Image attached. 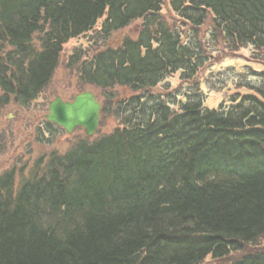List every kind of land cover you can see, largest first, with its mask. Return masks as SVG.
Returning a JSON list of instances; mask_svg holds the SVG:
<instances>
[{
    "label": "trees",
    "instance_id": "trees-1",
    "mask_svg": "<svg viewBox=\"0 0 264 264\" xmlns=\"http://www.w3.org/2000/svg\"><path fill=\"white\" fill-rule=\"evenodd\" d=\"M169 4L194 26L210 15L228 46L250 44L264 52V0ZM161 5L0 0L1 105L34 100L63 44L98 18L105 16L103 37L132 20L145 21L136 39L125 37L88 60L71 55L69 65L78 64L84 84L140 92L117 107L119 127L38 159L17 191L14 169L3 172L0 264H201L207 255L218 264H264V248L252 245L264 238V72L249 69L261 83L217 109L204 106L190 86L181 94L150 92L170 73L194 77L204 63L199 44L181 42L159 20ZM54 126L46 122L51 135ZM251 245L257 250L227 260Z\"/></svg>",
    "mask_w": 264,
    "mask_h": 264
},
{
    "label": "rangeland",
    "instance_id": "rangeland-1",
    "mask_svg": "<svg viewBox=\"0 0 264 264\" xmlns=\"http://www.w3.org/2000/svg\"><path fill=\"white\" fill-rule=\"evenodd\" d=\"M157 16L181 36V42L199 44L204 63L194 77L183 78L181 71L170 73L154 88L148 89L150 92L165 94L178 90V94H181L190 86L202 94L204 106L217 109L221 105L227 107L232 104L230 101L233 97L247 94V85L258 86L261 83V78L249 69L264 72V52L250 44L228 46L225 40L213 31L210 15L205 17L201 26H194L171 9L169 0H163ZM102 20L103 18H99L92 29L63 44L49 82L34 100L27 105H20L12 99L3 105L0 102V176L3 172L14 169V191H17L22 177L29 176V173L35 170L34 162L45 159L53 151L62 153L77 139L85 137L80 128L74 129L71 134L56 126L51 128L53 135L47 131L44 115L47 113L48 103L56 96L70 100L80 91L92 90L101 106L103 104L105 107L104 112L100 114L96 133L107 134L121 125L122 114L117 111V107L122 106L130 95L140 92L126 87L106 91L84 84L79 80L78 64L69 65L72 54L80 56L81 60H88L105 47H117L125 37L136 39L145 22L142 18L132 20L108 37H103L99 32ZM38 37L37 33L33 36L35 48H38ZM108 93L111 96H108ZM175 99L178 102L182 97L178 95ZM252 245L259 249L264 248V238L257 239ZM252 245L232 252L227 260L231 261L249 251L257 250ZM219 261L207 257L201 264H218Z\"/></svg>",
    "mask_w": 264,
    "mask_h": 264
},
{
    "label": "water",
    "instance_id": "water-1",
    "mask_svg": "<svg viewBox=\"0 0 264 264\" xmlns=\"http://www.w3.org/2000/svg\"><path fill=\"white\" fill-rule=\"evenodd\" d=\"M100 108L101 104L94 92L84 90L76 93L69 101L56 96L48 103L44 118L63 128L66 133H72L80 127L87 137H92L99 124Z\"/></svg>",
    "mask_w": 264,
    "mask_h": 264
}]
</instances>
